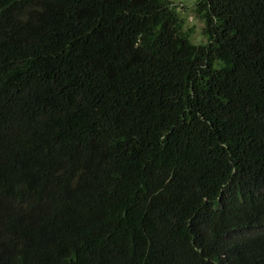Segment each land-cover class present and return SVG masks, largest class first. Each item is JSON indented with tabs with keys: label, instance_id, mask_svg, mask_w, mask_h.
Here are the masks:
<instances>
[{
	"label": "trees",
	"instance_id": "1",
	"mask_svg": "<svg viewBox=\"0 0 264 264\" xmlns=\"http://www.w3.org/2000/svg\"><path fill=\"white\" fill-rule=\"evenodd\" d=\"M0 0V264H264V0Z\"/></svg>",
	"mask_w": 264,
	"mask_h": 264
},
{
	"label": "rangeland",
	"instance_id": "2",
	"mask_svg": "<svg viewBox=\"0 0 264 264\" xmlns=\"http://www.w3.org/2000/svg\"><path fill=\"white\" fill-rule=\"evenodd\" d=\"M179 13V17L183 20L185 29H192L191 41L193 43H204L201 35L203 27L202 22L194 13V5L197 0H169Z\"/></svg>",
	"mask_w": 264,
	"mask_h": 264
}]
</instances>
